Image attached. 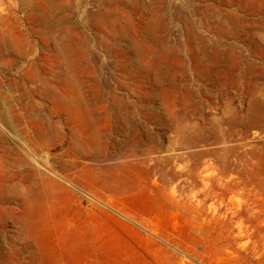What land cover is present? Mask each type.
Masks as SVG:
<instances>
[{"label":"rangeland","instance_id":"1","mask_svg":"<svg viewBox=\"0 0 264 264\" xmlns=\"http://www.w3.org/2000/svg\"><path fill=\"white\" fill-rule=\"evenodd\" d=\"M0 264H264V0H0Z\"/></svg>","mask_w":264,"mask_h":264}]
</instances>
